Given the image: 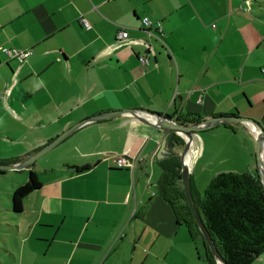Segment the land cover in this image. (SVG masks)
<instances>
[{
    "label": "crops",
    "instance_id": "0c3cea01",
    "mask_svg": "<svg viewBox=\"0 0 264 264\" xmlns=\"http://www.w3.org/2000/svg\"><path fill=\"white\" fill-rule=\"evenodd\" d=\"M144 17L163 23L168 47L149 37ZM2 47L34 52L18 60ZM263 67L264 4L253 0H0V163L27 159L80 121L130 108L190 126L249 117L264 140ZM173 138L121 114L85 122L33 167L0 169V264H190L172 241L181 225L198 235L165 197L162 162ZM109 154L139 156L138 164L132 172ZM188 154L191 175L199 165L210 177L259 175L251 123L195 131ZM32 169L41 187L17 212L12 194ZM133 181L135 216L126 202ZM192 190L199 202L193 179ZM253 264H264V253Z\"/></svg>",
    "mask_w": 264,
    "mask_h": 264
},
{
    "label": "trees",
    "instance_id": "16d2710c",
    "mask_svg": "<svg viewBox=\"0 0 264 264\" xmlns=\"http://www.w3.org/2000/svg\"><path fill=\"white\" fill-rule=\"evenodd\" d=\"M82 17L79 18V23L86 28L81 21ZM172 135L177 143L174 145L168 140L167 146L171 152L166 155L164 162L161 161L166 171L165 197L176 214L180 216L183 211L187 213L185 221L189 223L191 230L200 235L209 264H218L187 203L180 156L173 150L176 146L181 148L184 140L175 133ZM40 187L37 173L30 170L29 181L16 188L12 194L14 209L22 211L25 197ZM195 202L228 264H251L264 253V186L259 175L256 177L233 171L220 172L209 182L203 198L199 202L195 199ZM136 210L133 216L136 215Z\"/></svg>",
    "mask_w": 264,
    "mask_h": 264
},
{
    "label": "water",
    "instance_id": "95a60500",
    "mask_svg": "<svg viewBox=\"0 0 264 264\" xmlns=\"http://www.w3.org/2000/svg\"><path fill=\"white\" fill-rule=\"evenodd\" d=\"M121 114L132 115L151 126L159 127L167 132L181 134L185 138V143L180 150V159L182 161V169H181L182 170V182H183V188L185 191L187 203L191 209L192 215L195 219V222L199 230L202 232L205 238V241L209 245L218 264H228L223 254L219 251L214 238L212 237L207 225L205 224L196 206V202H195V199L192 193V186H191V169H190V166L185 162V158L192 147L195 131H198L200 129L207 128V127H213L215 125H218L221 123H227V122L231 123L234 121H241V122H247L249 124L251 123L255 127V133H256L255 135L257 137V154L259 157V174H260L263 186H264V140H263L262 131L260 129V125L253 118L241 117V116H235V115H224V116H219V117H212L196 125L190 126V125H182V124L173 122L169 117H167L166 115L162 113L153 112L149 109H143V108H130V109H121V110H115V111H110V112H104V113L97 114L89 119H85L83 121L76 123L69 129L64 131L57 138H55L53 141H51L49 144L41 148L38 152L29 156L27 159L19 163H15V164L0 163V169L2 170H22V169H27L28 167H33V164L36 160H38L43 155H45L47 152H49L54 147H56L58 144H60L73 131H75L81 125L85 124V122L111 118V117L118 116ZM151 118H154L155 121H152L153 119ZM165 144H166V141H164L163 147L159 155L167 151Z\"/></svg>",
    "mask_w": 264,
    "mask_h": 264
},
{
    "label": "built area",
    "instance_id": "2783aa9c",
    "mask_svg": "<svg viewBox=\"0 0 264 264\" xmlns=\"http://www.w3.org/2000/svg\"><path fill=\"white\" fill-rule=\"evenodd\" d=\"M83 25L86 28H89L91 24L89 21L82 17L81 19ZM143 27L145 28L146 32L150 37H154L158 39L160 42H162L165 46H167V43L164 40V31H163V25L161 21H153L149 17H144L143 19ZM156 28V31L153 30V28ZM129 37V30L123 26L119 28L118 32V38L119 39H126ZM168 47V46H167ZM2 51L5 52L10 58L12 59H26L28 58L32 53V49L28 50H19L15 48L10 47H3ZM142 65L147 66L149 64V59L146 56H140L139 58ZM264 70V68H263ZM109 158L113 159L114 162L117 163L120 167H130L134 168L136 166V163L138 161V157H125V156H116V155H108ZM126 202L133 203V213L136 210V196L134 193H128L126 197ZM123 236V231L121 230L118 234V237Z\"/></svg>",
    "mask_w": 264,
    "mask_h": 264
},
{
    "label": "rangeland",
    "instance_id": "374dc122",
    "mask_svg": "<svg viewBox=\"0 0 264 264\" xmlns=\"http://www.w3.org/2000/svg\"><path fill=\"white\" fill-rule=\"evenodd\" d=\"M253 4L256 6L260 4H264V0H253ZM254 130H255V127H254ZM210 174L213 175L215 173L206 172V171L200 172V165L197 167L196 170H193L192 172L191 179L196 181V183L200 187L201 198H203L204 191L209 185V182L211 181V179L213 178V177H210ZM4 196L7 200L6 202H9V195L7 193H4ZM197 235L198 236H196V238H194L193 236H190L188 233L187 227L185 225H181L172 243H174L176 246H179L182 250L185 251L187 259L190 260V264H209L207 257H206V248L202 242L200 235L199 234ZM253 263L254 262H252L251 264Z\"/></svg>",
    "mask_w": 264,
    "mask_h": 264
},
{
    "label": "clouds",
    "instance_id": "9594fccd",
    "mask_svg": "<svg viewBox=\"0 0 264 264\" xmlns=\"http://www.w3.org/2000/svg\"><path fill=\"white\" fill-rule=\"evenodd\" d=\"M144 19V18H143ZM142 19V20H143ZM88 20V19H87ZM152 20V19H151ZM154 21V20H153ZM90 23V22H89ZM162 25H163V23H162ZM91 27V26H90ZM89 27V28H90ZM124 27V26H123ZM143 27V26H142ZM126 28V27H125ZM144 28V27H143ZM128 29V28H127ZM145 29V28H144ZM155 29V31H156V28L154 27L153 28V30ZM129 30V29H128ZM119 31V30H118ZM146 31V30H145ZM164 31V30H163ZM130 34V33H129ZM150 37V36H149ZM117 38H118V34H117ZM129 38V37H128ZM154 38V37H153ZM119 39V38H118ZM127 39V38H126ZM121 40H125V39H121ZM158 40V39H157ZM164 40H165V33H164ZM166 42V41H165ZM162 43V42H161ZM163 44V43H162ZM164 45V44H163ZM165 46V45H164ZM168 46V45H167ZM167 46H165V47H167ZM26 50H28V49H26ZM33 50V49H32ZM33 52H34V50H33ZM33 54V53H32ZM31 54V55H32ZM140 58V57H139ZM142 64V63H141ZM149 64H150V60H149ZM148 64V65H149ZM147 65V66H148ZM146 67V66H145ZM264 68V67H263ZM264 71V70H263ZM177 123V122H176ZM179 124H181V123H179ZM183 125V124H182ZM175 134H178V133H175ZM178 135H180V137H182L183 138V140H184V143H185V138L181 135V134H178ZM184 143H183V145H184ZM183 145H182V147H183ZM181 147V148H182ZM109 155H112V154H109ZM113 155H115V154H113ZM117 156V155H116ZM179 156H180V152H179ZM125 157H138V160H139V156H125ZM109 158V157H108ZM111 159V158H110ZM113 160V159H112ZM114 161V160H113ZM116 163V162H115ZM117 164V163H116ZM137 164H138V161H137V163H136V166H137ZM135 166V167H136ZM118 167H120L119 165H118ZM135 167L132 169V168H130V167H127V168H129V169H131L132 170V172L134 171V169H135ZM182 171V170H181ZM181 174H182V172H181ZM260 175V174H259ZM181 177H182V175H181ZM260 179H261V177H260ZM182 184H183V182H182ZM191 186H192V180H191ZM134 193L135 194V188H134V181H133V185H132V190L129 192V193ZM192 193H193V190H192ZM128 195V194H127ZM193 196H194V194H193ZM195 199V198H194ZM128 203V202H127ZM130 204H133V203H130ZM137 206H138V199H136V208H137ZM189 206V205H188ZM190 208V207H189ZM191 210V209H190ZM135 212V211H134ZM134 213L132 212V215H133ZM123 231V230H122ZM124 235V234H123ZM120 237H122V236H120Z\"/></svg>",
    "mask_w": 264,
    "mask_h": 264
},
{
    "label": "bare ground",
    "instance_id": "6f19581e",
    "mask_svg": "<svg viewBox=\"0 0 264 264\" xmlns=\"http://www.w3.org/2000/svg\"><path fill=\"white\" fill-rule=\"evenodd\" d=\"M195 146H196V145H195ZM185 162H186L189 166H191V163H190V155H189V154L186 155Z\"/></svg>",
    "mask_w": 264,
    "mask_h": 264
}]
</instances>
